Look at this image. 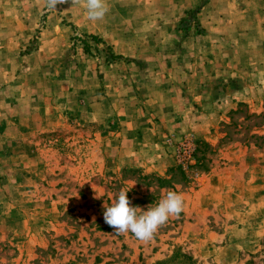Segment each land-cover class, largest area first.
<instances>
[{
    "label": "rangeland",
    "instance_id": "374dc122",
    "mask_svg": "<svg viewBox=\"0 0 264 264\" xmlns=\"http://www.w3.org/2000/svg\"><path fill=\"white\" fill-rule=\"evenodd\" d=\"M107 4L0 0V264H264V0ZM120 190L184 210L116 235Z\"/></svg>",
    "mask_w": 264,
    "mask_h": 264
},
{
    "label": "clouds",
    "instance_id": "9594fccd",
    "mask_svg": "<svg viewBox=\"0 0 264 264\" xmlns=\"http://www.w3.org/2000/svg\"><path fill=\"white\" fill-rule=\"evenodd\" d=\"M43 3L51 12L57 11L58 5L69 3V0H43ZM71 4H82L90 21H102L110 10L107 0H71ZM104 209V222L113 229L114 234L130 232L137 240L148 242L170 217H179L184 210V197L176 191H168L156 206H149L145 211L132 206L128 191L120 190L110 205H104Z\"/></svg>",
    "mask_w": 264,
    "mask_h": 264
},
{
    "label": "crops",
    "instance_id": "0c3cea01",
    "mask_svg": "<svg viewBox=\"0 0 264 264\" xmlns=\"http://www.w3.org/2000/svg\"><path fill=\"white\" fill-rule=\"evenodd\" d=\"M174 104H175V102L171 103V105H174ZM6 106H9V105H6ZM11 132H12L11 122L8 121V119H6V118H0V147L2 146V144L4 146H6V143H11V138H10L12 135ZM119 143L124 145L123 140H119ZM145 153L146 154H143L145 156H140V158L143 159L141 161H137V157L135 156L136 155L135 152H130L129 154H127V156L122 155V159H120L118 157L119 159L117 158V160L118 161L123 160L124 165H128V166H135L139 162L138 163L139 166L141 164V165H143L142 167H145L146 169L148 168L150 170H153L154 172L158 171V173H161L160 169L163 167V162H164L165 157H166L165 154L162 153V150H159V153L154 155L153 160H155L157 162V165H152V166L148 165V163H149L148 158H150L147 155L148 150ZM138 155H139V153H138ZM146 157H147V159H145Z\"/></svg>",
    "mask_w": 264,
    "mask_h": 264
},
{
    "label": "trees",
    "instance_id": "16d2710c",
    "mask_svg": "<svg viewBox=\"0 0 264 264\" xmlns=\"http://www.w3.org/2000/svg\"><path fill=\"white\" fill-rule=\"evenodd\" d=\"M86 38L89 39V40H91L92 42H94L96 44L103 43L102 40L98 36H95V35H88V36H86ZM82 43H83V50H84V52L88 53L89 47H90L89 46V42L84 39V40H82ZM109 55H110L111 59H113V60H119V59L122 58V56L115 55L112 52H110Z\"/></svg>",
    "mask_w": 264,
    "mask_h": 264
}]
</instances>
